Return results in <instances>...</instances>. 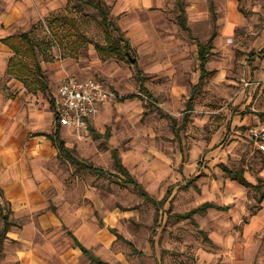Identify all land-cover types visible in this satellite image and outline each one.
<instances>
[{
	"label": "rangeland",
	"instance_id": "374dc122",
	"mask_svg": "<svg viewBox=\"0 0 264 264\" xmlns=\"http://www.w3.org/2000/svg\"><path fill=\"white\" fill-rule=\"evenodd\" d=\"M48 1L54 3L51 9L45 8L42 0H0V38L29 30L40 46L39 56L43 59L41 63L49 85V93H33L20 80L10 76L5 66L12 50L0 41V99L17 98L22 103L29 102L36 109H51L54 113L51 95L57 90L62 70L64 74L100 79L115 92L111 110L107 112L111 119H102L101 125L93 130L98 138L91 130L79 135L75 133V145L81 151L75 148L74 155L80 162H61L66 169V189L61 201L78 205L84 216L89 217L88 223L93 222L101 228L102 234L97 239L91 237L92 252L108 264H262L263 244L255 252L249 250L254 244L248 243L254 241L244 234L242 227L250 215L262 208L263 199L259 203L258 189L237 186L234 179L237 189L224 188L226 178H232L222 170V164L244 168L246 176L257 178L259 167L264 162V156L253 143L251 131L254 129L247 126L232 128L230 120L236 111L239 112L240 105L250 97L257 98V93L254 95L248 88L244 67L248 57L252 56L249 49L264 45V42L253 45L258 35L253 32L264 28V0L239 1L244 20L240 17V24L234 32L233 65L225 61L230 76H235L237 83L223 95L215 93L212 85H206L204 89L202 85H186V75L177 69L179 61L171 58L175 55L173 49L160 48L154 54L150 51L140 53L130 43V49L123 58L102 56L94 43H106L107 36L96 8L85 5L81 10L75 9L72 6L74 0ZM105 1L111 7L113 21L127 37L119 21L126 12L115 13L114 0ZM209 1L183 0V3L186 7L197 2L209 4ZM165 2L169 22L168 26L163 23L161 36L169 40L172 37L176 41L186 40L189 38L186 31L176 23L179 13L177 0ZM213 2L215 9L222 3L221 9L224 10L228 0ZM192 13L194 36L206 40L213 30L212 11L209 12L208 23H198L197 10ZM144 14L147 16L150 11H143ZM58 15L76 18L79 29L91 41L77 52L70 51V48L64 50L49 41V22ZM185 15L188 22L189 16ZM130 19L129 16L127 20ZM250 25L252 29H249ZM113 33L117 31L113 30ZM131 58L135 61L132 62ZM158 60H162L165 66L176 67V73L157 75L145 71L144 68H150ZM129 95L133 96L127 97ZM232 97L233 101L229 100ZM234 101H238V105H234ZM191 104L193 110L188 113L187 108ZM244 108L249 110L248 106ZM164 114L172 116L175 122ZM220 127V131L215 133ZM66 140L71 141L70 138ZM113 148L117 149L121 160V151L124 150L127 162L132 163L130 168L124 166L148 196L142 195L129 177L115 171L111 156ZM88 164L101 168L102 172L95 171ZM216 181L219 184L223 181V185H216ZM261 183L264 191V180ZM204 200L216 204L228 202L236 211L209 208L191 217L181 216ZM0 206L1 229V212L8 213L9 205L0 198ZM240 215V218L236 217ZM109 228H115L120 237ZM254 237L260 238L261 234ZM100 238L105 240L104 244L98 243ZM5 239L0 264H18L13 242L5 245ZM76 251L71 250L69 258L77 264H97Z\"/></svg>",
	"mask_w": 264,
	"mask_h": 264
},
{
	"label": "crops",
	"instance_id": "0c3cea01",
	"mask_svg": "<svg viewBox=\"0 0 264 264\" xmlns=\"http://www.w3.org/2000/svg\"><path fill=\"white\" fill-rule=\"evenodd\" d=\"M213 1H209V4L197 2L186 7L183 3V7L186 9L185 13L189 16V23L187 20L186 23L190 31L182 28L176 19V23L186 31L189 37L186 40H180L181 42L174 40V37L169 40L163 39V36H161L163 23L168 26L169 22L165 0H114L112 4L115 13L126 12V15L124 14L119 21L126 30L129 43L135 45L138 52L150 51L154 54V52H158L157 50L171 51L173 49L175 55L171 58H177V61H179L177 69L181 74L186 75V85L188 84L191 87L202 85L203 89L206 85H212L215 87V93L219 92L220 95H223L227 92V89H232L233 85L237 83V78L230 76L231 72L228 71L229 66L225 65V61H229V65H233L231 57L235 56L231 51L233 50L232 45H234V32L236 26L240 24V17L242 19L243 14L241 13L239 0H228L224 10L221 9L222 3H219L220 7L215 9ZM42 2H44V7L48 9H51L54 5L52 1L42 0ZM177 8L179 13L176 17L181 13L179 5ZM148 10L150 14H147V16H151L149 18L146 14L143 15V11ZM195 10L198 12V14H195V16H198V23L203 21L208 23L210 21L209 12L212 11L210 15L211 20L213 19V30L210 36L215 34L211 51L205 63L206 74L203 76H201L197 42H205L210 36L206 40L194 36L191 28L193 27L191 14ZM129 16L131 19L127 20ZM249 27V29H252V25ZM253 33L258 34L255 37L254 47L257 43L264 42V28ZM3 45L8 47L4 43ZM8 49L11 50L9 47ZM249 51H251L252 56L248 57V62H245L244 74L246 73L248 77L249 90L254 95L257 93V98L250 97L246 103L240 105L239 112L236 111L237 113L235 112L230 120L233 123L232 128L239 129L241 126L245 128L247 126L251 130H257L264 124V45L252 50L250 48ZM6 68L7 65L5 71ZM175 68L174 66L173 68L165 66L162 60H158L155 65L144 69L146 72L157 75H172L176 73ZM64 72L62 70L59 76L58 86L65 75ZM214 84L222 85L215 86ZM259 84L262 85L259 87ZM186 89H188L187 86ZM56 92L51 95L53 100ZM229 100L233 101V97ZM23 103L17 98L0 99V198L7 201L11 209V218L16 222L7 231L4 243L6 245L9 241L13 242L14 254H16L18 264H77L69 258L71 250H78L81 255L89 256L77 245L75 239L94 254L90 249L93 241L91 237L97 239L102 231L93 222L88 223L89 217L84 216L78 205L73 204L71 201H61L66 189L64 182L66 169L61 162L65 161L71 164V161L62 156L60 157L58 148L51 136L54 132H57L64 139L68 148L74 150L76 148L79 152L81 151L80 147L75 145L77 138L74 136L75 133L68 127L57 123L56 115L54 119L53 114L55 113H52L51 109L40 110L30 106L29 102ZM237 103L238 101L233 102L234 105H238ZM246 106L249 107L248 111L244 108ZM111 107L112 103L110 102L103 108L98 118L90 123L84 131L91 130L94 137L98 138V134L93 130L101 125L102 119H105V121L111 119V116L109 117V113H107L111 110ZM52 108L54 110V107ZM192 110L193 106L191 109H187V112H192ZM228 111L232 113L231 110ZM186 119H188L187 114ZM222 127L215 133L220 131ZM214 136H217V134ZM67 138H70L71 141L66 140ZM86 139L88 138L86 137ZM194 152H196V149L192 154ZM121 154L122 162L127 168H130L132 163L127 162L124 150L121 151ZM257 175V178L252 175H247L246 178L251 182L255 180L263 182L264 162L260 165ZM235 183L238 184L237 186L242 185L238 181H235ZM215 184L222 186L223 181L220 184L216 181ZM224 188L237 189L233 179L230 178H226ZM228 190L231 191V189ZM262 199V208L250 215L248 220L243 223L242 231L246 236H251L254 241V243H248V245L254 244V247H250L249 250L255 252L259 249L260 244H263L261 258L262 264H264V191ZM206 201L209 200H204V202ZM218 205L224 206L225 209L209 208L221 211L233 210L228 202ZM235 211L236 208L232 212ZM236 217L240 218L241 215ZM260 234V238L254 237ZM103 241L105 240L100 238L98 243L102 242L104 244ZM94 255L99 257L96 254ZM78 264L80 263L78 262Z\"/></svg>",
	"mask_w": 264,
	"mask_h": 264
},
{
	"label": "trees",
	"instance_id": "16d2710c",
	"mask_svg": "<svg viewBox=\"0 0 264 264\" xmlns=\"http://www.w3.org/2000/svg\"><path fill=\"white\" fill-rule=\"evenodd\" d=\"M73 1V0H69ZM240 1V0H239ZM178 5L180 6L181 13L177 17V22L187 31H190L186 23V15L185 8L183 7V0H177ZM85 5L92 6L96 8L99 15L101 16V25L104 28L107 36V41L104 44L94 43V47L102 56L104 57H118L123 58L127 55L130 49V43L128 38L123 34L121 27L118 23H115L112 18L111 7L105 0H74L72 6L75 9L81 10ZM63 26V28L61 27ZM50 30L49 41L55 42L59 47H63V49L70 48V51L77 52L80 50L82 46L86 43L90 42V38L83 33L78 27V21L76 18L67 15L55 16L49 22L48 26ZM62 29V30H61ZM113 30H116L117 33H113ZM215 34H212L205 42L198 41V55L200 59V68H201V76L206 74L205 63L208 59V55L212 48V40ZM2 43L6 44L11 50L12 54L7 61L6 72L18 80H20L26 89L30 92L36 93L38 91L48 92L49 93V85L47 80V75L43 70L42 66V58L39 56L40 46L32 36L31 32L22 31L19 33H12L3 38H1ZM64 53V51H63ZM50 58H48L49 60ZM52 59V58H51ZM133 95H129L127 97H132ZM51 105L54 107V100L51 97ZM188 106L187 109H191ZM167 117H170L173 122L175 119L168 115L164 114ZM58 123V122H57ZM59 124V123H58ZM54 144L58 148L60 157H64L71 162L79 163L80 160L74 155V149L68 148L65 145L64 139H62L57 132H54L53 136H51ZM111 156L114 161V169L117 172H122L124 175L129 177L131 182L135 187L140 189V192L144 196H148L146 190L142 187V185L135 180L129 173L128 169L124 166L120 154L117 149L113 148ZM89 165V164H88ZM90 168L95 169V171L102 172L101 168H97L94 165H89ZM222 169L225 173L230 176L232 179L238 181L240 184L245 187H253L258 189L257 191L260 195L257 197L258 202H261L263 196L262 183L261 180L253 183L246 178L244 168L237 167H229L226 164H222ZM1 194V189H0ZM1 207V206H0ZM209 207H216L218 209H225L224 206L218 205L211 201L203 202L202 204L194 207L187 213L182 214L183 218L191 217L192 214L205 211ZM2 226L0 229V252L2 249L3 241L6 237L7 231L10 229L12 225H15L16 222L11 218V209L9 207L8 213L1 212ZM112 233H114L118 238L120 234L117 232L115 228H109ZM77 245L82 249L84 253H86L92 261L97 264H108L104 262L99 257L95 256L91 252H89L82 244H80L75 239Z\"/></svg>",
	"mask_w": 264,
	"mask_h": 264
},
{
	"label": "built area",
	"instance_id": "2783aa9c",
	"mask_svg": "<svg viewBox=\"0 0 264 264\" xmlns=\"http://www.w3.org/2000/svg\"><path fill=\"white\" fill-rule=\"evenodd\" d=\"M115 95L100 79L66 73L54 96L56 120L74 133L82 134ZM251 135L256 148L264 156V125L252 130Z\"/></svg>",
	"mask_w": 264,
	"mask_h": 264
},
{
	"label": "water",
	"instance_id": "95a60500",
	"mask_svg": "<svg viewBox=\"0 0 264 264\" xmlns=\"http://www.w3.org/2000/svg\"><path fill=\"white\" fill-rule=\"evenodd\" d=\"M131 60H132V62H134L135 61V58H131Z\"/></svg>",
	"mask_w": 264,
	"mask_h": 264
}]
</instances>
